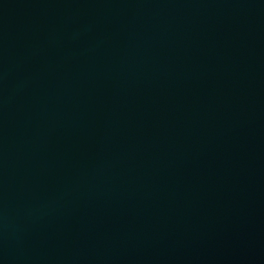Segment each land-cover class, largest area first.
<instances>
[{"label":"water","instance_id":"95a60500","mask_svg":"<svg viewBox=\"0 0 264 264\" xmlns=\"http://www.w3.org/2000/svg\"><path fill=\"white\" fill-rule=\"evenodd\" d=\"M0 264H264V0H0Z\"/></svg>","mask_w":264,"mask_h":264}]
</instances>
